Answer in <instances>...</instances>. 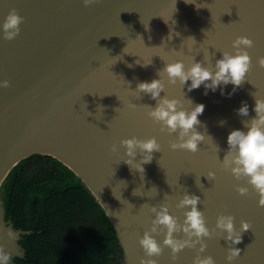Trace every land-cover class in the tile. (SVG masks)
I'll return each instance as SVG.
<instances>
[{"label": "water", "instance_id": "95a60500", "mask_svg": "<svg viewBox=\"0 0 264 264\" xmlns=\"http://www.w3.org/2000/svg\"><path fill=\"white\" fill-rule=\"evenodd\" d=\"M187 2L98 0L86 7L83 0H0V81L10 82V87H0V185L26 156L41 153L59 158L105 208L126 264L148 258L139 240L152 226L151 207L166 203L183 223L188 209L176 205L186 192L194 194L201 198L199 208L210 230L221 214L233 215L238 231L241 221L251 223V230L236 245L241 255L232 264H264V207L258 206L259 196L246 179L236 180L221 165L229 133L247 131L242 121L256 116L250 93L264 98V68L258 65L264 56V0ZM12 9L24 22L20 34L9 41L3 38V23ZM239 36L254 41L255 46L247 49L253 68L230 97L232 84L208 90L207 95L203 85L191 92L187 86L182 92L179 83L167 85L168 97L182 100L185 107H189L187 99L206 106L198 117V131L206 135L201 150L195 154L172 150L170 143L176 137L162 132L147 115L146 105L155 107L157 102L143 94L138 99L127 82L135 90L138 82L159 79L156 73L165 62L183 60L190 67L195 58L196 62L205 59V66L215 64L223 51L235 54L232 43ZM244 101L249 105L248 117L236 111ZM129 102L138 108L129 109ZM221 121L226 123L221 126ZM133 136H155L162 146V152L144 165V174L123 162L128 159L123 146L111 151L113 144ZM209 172H215L214 180L208 178ZM238 186L247 187L248 195L241 196ZM9 231L17 239H11ZM31 232L6 220L0 201V245L11 254L9 264H18L13 256H25L20 239ZM154 235L163 245L164 235ZM226 236L217 229L211 239L205 238L208 247L201 255H211L215 264H229ZM198 250L199 245L185 248L173 261L171 249L165 247L153 259L158 264H193Z\"/></svg>", "mask_w": 264, "mask_h": 264}, {"label": "clouds", "instance_id": "9594fccd", "mask_svg": "<svg viewBox=\"0 0 264 264\" xmlns=\"http://www.w3.org/2000/svg\"><path fill=\"white\" fill-rule=\"evenodd\" d=\"M97 2L98 0H83L86 7ZM185 2L189 3L187 0ZM23 22L24 17L20 16L15 9H12L3 23V38L9 41L15 39L20 34V25ZM190 38L196 41L194 37ZM254 46L252 39L247 36H239L232 43L235 54L223 51L222 58L216 60L215 64L205 66V59L196 62L195 58H193L190 67L186 66L183 60L165 62V67L159 69L156 73L159 79H153L151 82H138L135 90L131 89L130 82H126L130 90L138 95V99H142L143 94L157 102L155 107L146 105L149 109L147 115L154 123L160 125L162 132H167L168 135L176 137L170 143V148L174 151L184 150L195 154L201 150L199 145L206 139L205 133L198 131L201 126L198 117L204 113L206 106L202 103L194 104L192 100L187 99L189 107H185L182 100L168 97L166 94L167 85L175 86L179 83L182 92L185 86H187L188 92H191L203 85L206 90L204 94L207 95L208 90L215 92L221 85L232 84L235 87L233 92L228 94L230 97L247 80V74L252 71V57L247 49ZM125 49H123V52ZM178 54L182 55L183 53L178 51ZM136 63L141 64L139 60ZM151 64H143V66L147 67ZM258 65L264 68V56L258 59ZM129 67H132V65H129ZM165 75L167 81H165ZM189 81H191L190 84H188ZM0 87H10V82L8 80L0 81ZM162 92L165 93L163 97H161ZM221 94H224L223 90ZM250 95L255 100L253 110L256 116L250 120L242 121L243 127L247 131L236 129L229 133L227 137L228 150L223 161H220L223 169L225 171L230 170L236 180H247V183L252 186L259 196L258 206L264 207V98H260L256 92L250 93ZM138 106L133 102L128 104V108L133 111ZM236 111L238 115L248 117L249 105L244 101ZM220 123L222 126L226 122L221 121ZM120 146L125 148V155L128 157L123 162L140 174H144V165L152 162L154 154L162 152V146L155 136L148 139H140L135 136L123 139L119 142V145L113 144L111 151L118 152ZM138 155L139 160L136 159ZM207 176L209 179L214 180L216 174L215 172H209ZM237 191L241 196L249 193L247 187L238 186ZM156 193L159 195L157 189ZM200 202L201 198L199 196L187 192L184 194L179 204L176 205L179 209H188L184 212L185 219L183 223H180L179 218L170 213L168 204L162 203L159 207H151L150 211L154 214L152 226L150 230L143 233L142 238L139 240L148 258L142 259L140 264H158V260L153 259V257L161 256L165 247L171 249V258L176 261L181 251L185 248L195 249L197 245H199V250L193 264H215V260L211 255L203 257L201 254L208 247L205 238L211 239L217 229L221 233H227L224 238L229 243L226 257L229 264L240 257L242 250L236 245L242 242L243 233L251 230V223L241 221V227L238 231L235 226V217L221 214L217 218L215 228L210 230L206 224L205 213L199 208ZM181 233L183 234L182 237L178 235ZM154 234L164 235L163 245L157 241ZM8 236L11 239H17V234L12 231L8 232ZM10 260L11 254L5 251L3 245H0V264H9Z\"/></svg>", "mask_w": 264, "mask_h": 264}, {"label": "trees", "instance_id": "16d2710c", "mask_svg": "<svg viewBox=\"0 0 264 264\" xmlns=\"http://www.w3.org/2000/svg\"><path fill=\"white\" fill-rule=\"evenodd\" d=\"M6 220L31 230L18 264H126L113 221L83 179L59 158L34 153L0 185Z\"/></svg>", "mask_w": 264, "mask_h": 264}]
</instances>
